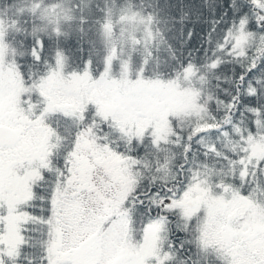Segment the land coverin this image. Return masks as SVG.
I'll list each match as a JSON object with an SVG mask.
<instances>
[{
  "label": "snow or ice",
  "instance_id": "obj_1",
  "mask_svg": "<svg viewBox=\"0 0 264 264\" xmlns=\"http://www.w3.org/2000/svg\"><path fill=\"white\" fill-rule=\"evenodd\" d=\"M0 264H264V0H0Z\"/></svg>",
  "mask_w": 264,
  "mask_h": 264
}]
</instances>
